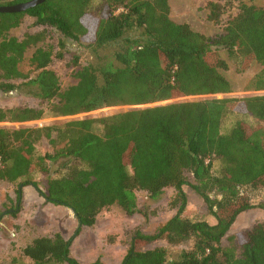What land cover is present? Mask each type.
I'll list each match as a JSON object with an SVG mask.
<instances>
[{
  "label": "trees",
  "instance_id": "16d2710c",
  "mask_svg": "<svg viewBox=\"0 0 264 264\" xmlns=\"http://www.w3.org/2000/svg\"><path fill=\"white\" fill-rule=\"evenodd\" d=\"M96 2L98 14L91 11ZM207 8L208 19L223 24L215 36L173 20L169 0H46L0 13V91L48 103L0 107V180L33 185L47 201L73 209L76 235L112 205L138 213L140 191L155 199L175 190V215L154 234L136 230L122 264H264V222L244 230L238 244H223L241 213L264 209V201L255 205L252 198L264 190V6L209 0ZM27 18L38 29L13 36ZM54 32L60 37L49 44ZM68 40L89 49L91 58L73 54L76 82L64 88L50 65L64 57ZM219 49L239 70L253 61L261 65L253 92H234ZM228 113L245 117L223 131ZM46 117L55 120L38 125ZM43 139L53 150L39 154ZM37 171L47 175L45 190L32 178ZM187 185L213 221L184 214ZM160 239L179 255L163 246L141 248ZM71 245L61 233L38 236L23 255L34 264H82Z\"/></svg>",
  "mask_w": 264,
  "mask_h": 264
},
{
  "label": "rangeland",
  "instance_id": "374dc122",
  "mask_svg": "<svg viewBox=\"0 0 264 264\" xmlns=\"http://www.w3.org/2000/svg\"><path fill=\"white\" fill-rule=\"evenodd\" d=\"M209 0H169L171 6L170 16L176 22L189 23L197 31L208 36L220 33L223 24L208 19L207 3ZM259 6H264V0H246ZM99 2H96L91 11L99 12ZM226 19L227 16H224ZM95 21L90 20L91 34L93 38ZM38 27L33 26V19L27 18L22 25L11 30L13 36L22 37L27 31H34ZM60 34L57 32L48 35L46 41L57 44ZM33 48L28 50L26 61L22 64L24 71L30 69L29 58ZM221 58L225 59L228 67L221 69L222 73L230 80L234 92L247 94L253 92V78L261 70V65L253 61L244 70H239L235 60L231 59L224 49L218 51ZM73 54L83 58H91L89 49L67 41L63 58H55L50 67L54 69L61 82L66 88L76 82L72 76L73 68L71 61ZM16 106L47 107L44 103L29 94L18 92L0 91V107L12 108ZM245 116L236 113L225 115L222 130L230 129L234 123ZM55 120L46 117L38 121V125H45ZM251 124H261L257 119L246 117ZM264 126V125H263ZM37 153L44 154L52 151L53 147L47 139L36 144ZM55 175V174H54ZM190 181L193 177L188 174ZM32 178L38 181L40 187L45 190L47 175L35 172ZM22 189L21 197L18 198V189ZM188 202L184 214L193 219H207L213 221L209 209L203 198L192 186H185ZM175 196V190L168 188L158 198H151L145 191L138 192V205L140 211L128 215L119 205H112L104 209L92 226H83L80 234L76 235L79 228L78 220L72 209L47 201L33 185L19 186L18 182L0 180V264H34L32 260L23 255V249L38 236H52L61 233L65 238H72L71 254L82 264H91L99 260L102 264H122L129 249L131 237L136 230L147 234L156 233L159 228L177 212L171 201ZM253 203L259 204L264 201V190L252 192ZM259 222H264V209L254 206L241 213L228 235L224 238L225 247L239 243V236L244 230L250 229ZM167 247L171 257L179 255L178 247L172 246L165 240H156L145 244L144 250L156 247ZM69 264V263H49Z\"/></svg>",
  "mask_w": 264,
  "mask_h": 264
},
{
  "label": "water",
  "instance_id": "95a60500",
  "mask_svg": "<svg viewBox=\"0 0 264 264\" xmlns=\"http://www.w3.org/2000/svg\"><path fill=\"white\" fill-rule=\"evenodd\" d=\"M46 0H28L25 2L16 3L13 5H0V13L1 12H18V11H25L31 7H34L38 4L43 3ZM75 213V211L72 209Z\"/></svg>",
  "mask_w": 264,
  "mask_h": 264
},
{
  "label": "built area",
  "instance_id": "2783aa9c",
  "mask_svg": "<svg viewBox=\"0 0 264 264\" xmlns=\"http://www.w3.org/2000/svg\"><path fill=\"white\" fill-rule=\"evenodd\" d=\"M121 10H122V8L119 9V11H121ZM0 160H1V157H0Z\"/></svg>",
  "mask_w": 264,
  "mask_h": 264
}]
</instances>
